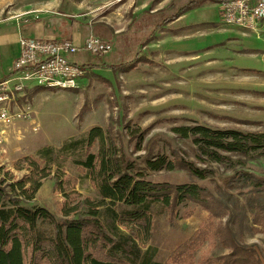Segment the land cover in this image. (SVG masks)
Returning <instances> with one entry per match:
<instances>
[{
  "label": "rangeland",
  "instance_id": "374dc122",
  "mask_svg": "<svg viewBox=\"0 0 264 264\" xmlns=\"http://www.w3.org/2000/svg\"><path fill=\"white\" fill-rule=\"evenodd\" d=\"M148 1L0 0V78L6 77L5 73L20 54L23 20L36 15L68 13L79 15L77 18L87 22L108 20L119 30L129 28L132 44L123 47L121 37L114 41L115 37L101 32V25H94V31L111 40L114 48L100 55L102 59L115 65L133 59L145 35L137 21L139 4ZM186 1L163 0L168 8L157 18L161 21ZM186 18L184 21L190 25H184L179 32L188 34L180 35L179 47L188 43L189 51L170 49L167 40L170 33L164 31L154 47L157 49L140 51L150 62L141 60L136 67L116 73L107 67L91 70L95 73L89 72L77 88L31 92L30 115L12 124L8 133L7 153L0 160V176L6 178L5 183L29 176L27 158L37 156L40 148L52 145L59 149L66 140L101 126L107 137L104 147L107 156L125 154L141 161V156L153 149L171 158L175 155L186 158L213 171L206 178L182 168L150 171L148 177L153 181L196 182L218 196L225 192L223 180L234 177L232 185L237 187L229 188L234 197L228 201L229 206H234L233 215L215 218L216 233L197 250L195 264H199L204 254L215 258L230 252L232 248L227 240L231 236L254 246L264 262V230L255 231L251 217L239 207L247 204V188L240 187L236 180L243 170L264 175V156L238 155L228 163L209 161L199 155L190 139L174 129L206 124L264 132V31L260 27L253 31L226 25L218 2L206 1L189 10ZM73 59H78L77 55ZM92 150L98 152L99 146ZM49 167L51 173L41 179L35 198L25 201L27 204L44 205L58 218L63 217V206L79 204L82 214L97 207L98 216L110 233L116 235L129 229L121 216H117L123 204L102 199L84 164L75 161V155L59 154ZM173 206L156 205L150 223L135 227L140 244L144 249L152 248L154 260L162 264H176L170 257L172 250L189 238L208 216L202 205L193 201ZM43 225L53 230V226ZM228 227L233 230L232 235Z\"/></svg>",
  "mask_w": 264,
  "mask_h": 264
},
{
  "label": "trees",
  "instance_id": "16d2710c",
  "mask_svg": "<svg viewBox=\"0 0 264 264\" xmlns=\"http://www.w3.org/2000/svg\"><path fill=\"white\" fill-rule=\"evenodd\" d=\"M206 1L220 3L223 0H188L166 16L156 28L165 26ZM154 37L155 31L141 42L133 59L118 65L104 64V67L116 73L136 67L141 60L150 62L140 51ZM88 66L92 70L99 65ZM39 89L45 87H37L34 92ZM174 129L180 136L190 139L199 155L209 161L228 163L238 155L264 156V132L261 131L206 124L183 125ZM106 139L103 128L95 126L83 136L66 140L59 149L48 145L40 148L37 156H29V176L9 183H5L6 178L0 176V264H162L154 260L152 248L144 249L140 244L135 227L150 223L156 205L173 208V205L187 201L202 205L208 212L207 220L176 246L170 257L176 264H195L197 250L216 233L215 218L224 214L233 215L234 206H229L228 201L234 197L229 188L237 187L232 185L235 178L223 180L226 183L225 192L221 191L218 196L196 182L153 181L148 177L150 171L182 168L199 178H206L213 171L197 166L186 158L177 155L171 158L153 149L141 156V161L128 158L125 154L107 156L104 150ZM95 145L99 146L98 152L92 150ZM64 152L75 155V161L84 164L88 177L103 200L123 204L121 214L117 212V216H121L130 232L110 233L98 216L97 207H91L86 214H82L79 204L63 206V217L58 218L44 205L26 203L35 198L41 179L51 173L49 165ZM238 174L240 176L236 180L239 186L247 188V204L239 207H243L251 217L255 231H262L264 175L246 170ZM72 187H75V180ZM130 223L134 225L130 226ZM43 224L53 226V230H48ZM230 230L232 235L233 230L228 227V232ZM227 241L232 248L230 252L215 258L204 254L199 264H264L254 246L238 242L233 236Z\"/></svg>",
  "mask_w": 264,
  "mask_h": 264
},
{
  "label": "built area",
  "instance_id": "2783aa9c",
  "mask_svg": "<svg viewBox=\"0 0 264 264\" xmlns=\"http://www.w3.org/2000/svg\"><path fill=\"white\" fill-rule=\"evenodd\" d=\"M220 4L223 23L256 31L264 21V0H223ZM16 17L21 19V15ZM35 17L25 18L24 22ZM20 54L11 71L0 80V160L7 153L8 133L20 119L27 118L29 94L37 87L77 88L90 72L73 56L78 52L103 55L113 50V44L90 33L83 45L71 38L20 36Z\"/></svg>",
  "mask_w": 264,
  "mask_h": 264
},
{
  "label": "crops",
  "instance_id": "0c3cea01",
  "mask_svg": "<svg viewBox=\"0 0 264 264\" xmlns=\"http://www.w3.org/2000/svg\"><path fill=\"white\" fill-rule=\"evenodd\" d=\"M219 4V3H218ZM140 5V14L138 18V22L140 25L141 31H144L145 35L142 39V41L152 32L155 31V37L152 39L143 49H157L154 48L156 45L159 44V39L161 35L164 33V31H168L170 33L169 38L167 39L168 42L171 44L172 50L176 51H189L188 43L186 44H181L182 47H179V37L180 35H187L188 32H179L185 27L184 25L189 26V22L184 21L187 19L188 11L181 15L180 17L170 21L168 24L165 26H162L160 28H156L158 24H162L163 19L160 21L157 16L166 11L168 7H165L163 4V0L160 1H155L153 2L152 0L141 3ZM172 14V13H171ZM168 14V15H171ZM167 15V16H168ZM79 15H74V14H64V16H56V15H42L39 17V19H32L29 22H22L23 26L22 32L24 34H21L20 36H28V37H45V38H71L74 40L77 44L83 45L85 42L86 37L90 33H95L101 38L108 40L111 42V40L102 37L98 33L94 31V25L98 24V26L101 25V32L102 33H108L111 35V37H115L114 41L116 38H122L123 42L121 43L124 46H128L131 43L130 40V32L129 28L127 30H119L117 27H115L111 22L108 20L104 19H95L94 21H88L87 20H82ZM166 17V16H165ZM164 17V18H165ZM136 21V22H137ZM131 24V21L128 23V25ZM167 28L166 30L163 28ZM189 28V27H186ZM185 28V29H186ZM260 30L264 31V21L261 22ZM175 31V32H174ZM121 33V34H120ZM188 40V39H187ZM141 41V42H142ZM140 42V44H141ZM167 42V41H166ZM140 44L139 48L140 49ZM114 49V48H113ZM77 58L75 59L76 61L82 63V64H98L99 66H95L92 68V70H97L99 71L104 67V64H112L110 61H107L105 59H102L101 56L99 55H93L89 54L88 52H78ZM90 71L91 67L89 66ZM12 67L9 68L7 73L5 75L7 76L8 73L11 71ZM4 78V76L2 77ZM0 78V80L2 79Z\"/></svg>",
  "mask_w": 264,
  "mask_h": 264
}]
</instances>
